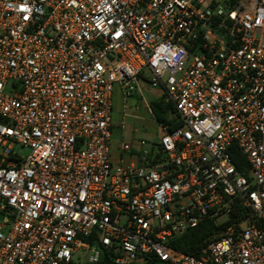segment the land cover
Returning a JSON list of instances; mask_svg holds the SVG:
<instances>
[{"label":"built area","instance_id":"2783aa9c","mask_svg":"<svg viewBox=\"0 0 264 264\" xmlns=\"http://www.w3.org/2000/svg\"><path fill=\"white\" fill-rule=\"evenodd\" d=\"M114 90L179 125L112 148ZM232 205L197 257L168 246ZM109 252L264 264V0H0V264Z\"/></svg>","mask_w":264,"mask_h":264},{"label":"trees","instance_id":"16d2710c","mask_svg":"<svg viewBox=\"0 0 264 264\" xmlns=\"http://www.w3.org/2000/svg\"><path fill=\"white\" fill-rule=\"evenodd\" d=\"M150 109L152 112V117L157 124L165 127L166 130L170 131L179 125L178 116L175 114L174 107L172 104L165 102L164 100H159L150 103ZM232 162L238 170H243L245 164L242 156L236 152L233 148L232 150ZM246 210L237 205H232L228 221L221 226H214L212 222L205 220L202 221L194 229L188 230L186 233L179 237L172 238L168 246L180 253L197 257L199 250L202 247L204 241L211 237L212 235L219 233L223 230L229 223H238L246 215ZM113 253H104L97 264H112ZM143 264H158V261L154 257H146Z\"/></svg>","mask_w":264,"mask_h":264},{"label":"rangeland","instance_id":"374dc122","mask_svg":"<svg viewBox=\"0 0 264 264\" xmlns=\"http://www.w3.org/2000/svg\"><path fill=\"white\" fill-rule=\"evenodd\" d=\"M143 91L144 100L150 101L160 94L159 90ZM135 97V98H134ZM133 98L122 103L121 97L117 90H114L112 97V126H113V146L116 147L119 141L126 143L133 141L156 142L162 135L152 115L148 113L145 104L140 96L135 94ZM124 105V109L122 106ZM123 122V126L120 124ZM15 152L22 157L29 154L27 149L15 147ZM159 264V263H158Z\"/></svg>","mask_w":264,"mask_h":264},{"label":"crops","instance_id":"0c3cea01","mask_svg":"<svg viewBox=\"0 0 264 264\" xmlns=\"http://www.w3.org/2000/svg\"><path fill=\"white\" fill-rule=\"evenodd\" d=\"M142 90H143V91H148L146 87H143ZM134 98H135V97H134ZM111 139H112V140H111V141H112V142H111V145L113 146V126H112V137H111ZM112 148H114V147H112Z\"/></svg>","mask_w":264,"mask_h":264}]
</instances>
